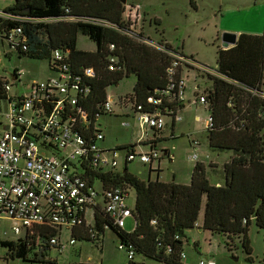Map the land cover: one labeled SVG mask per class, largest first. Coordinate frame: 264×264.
Listing matches in <instances>:
<instances>
[{
	"label": "trees",
	"instance_id": "1",
	"mask_svg": "<svg viewBox=\"0 0 264 264\" xmlns=\"http://www.w3.org/2000/svg\"><path fill=\"white\" fill-rule=\"evenodd\" d=\"M2 13L0 40L8 41L19 59L46 60L52 72L66 75L68 86L76 83L75 104L64 103L60 119L62 125L87 144L94 143L101 132L96 122L107 114V88L130 76L134 77V86L124 102H132L137 113L171 116L173 130L174 118L184 108L178 98V83L183 79L184 67L191 68L182 64L170 78L166 73L173 61L170 53L184 56L164 41L159 42L163 50H158L132 37L130 22L124 15L125 5L120 1L12 0L11 5L2 8ZM17 29L20 33H16ZM78 36L93 42L95 50L78 49ZM138 36L143 37L141 33ZM54 52H58L60 59L54 57ZM86 69H91L92 75L86 76ZM214 71L215 75L198 76L206 78L209 84L201 95L205 97L203 106L210 119L206 128L208 147L213 152L232 153L222 167L223 183L211 184L201 163L193 166L187 185L157 179L144 181L126 167L122 171L94 167L88 152L76 162L78 174L89 187H94L95 182L100 184L97 193L101 201L91 208V224L84 213L80 214L81 222L70 230L73 239L96 244L104 231L111 229L121 249L126 254L129 248L133 252L128 264H143L144 260L186 264L181 258L186 232L197 227L202 211L198 228L225 236L229 241L238 238L244 252L250 255L249 226L254 222L264 230V25L261 34L242 33L237 35L234 45L219 48ZM6 82L5 77H0V100L4 101L9 96L2 89ZM170 84L173 89H168ZM46 95L47 99L40 104L44 116L57 99L54 94ZM138 105L141 110H136ZM152 131L153 140L146 138L139 145L156 143L160 132ZM40 145L54 149L45 141ZM134 147L116 149L133 152ZM163 154L167 156L168 151ZM117 187L125 195L128 190L135 194L130 208L135 224L130 232L114 226L103 208L106 193ZM61 231L45 224L14 241L3 240V260L54 264V260L47 259L51 248H56L50 240Z\"/></svg>",
	"mask_w": 264,
	"mask_h": 264
},
{
	"label": "rangeland",
	"instance_id": "2",
	"mask_svg": "<svg viewBox=\"0 0 264 264\" xmlns=\"http://www.w3.org/2000/svg\"><path fill=\"white\" fill-rule=\"evenodd\" d=\"M127 5L138 8L139 23L134 30L159 43L164 41L172 49L184 57L193 60L199 65L215 70L217 51L222 48L221 36L231 34L259 35L264 25V0H127ZM12 0H0V8L9 6ZM8 44L0 41V74L10 73L15 68L23 71L22 79L16 85L12 78L7 76L11 84L10 94L26 95L32 84L45 82L57 73L52 72L46 60L19 59L15 52H7ZM77 48L84 51H94L95 44L84 36H78ZM194 69L184 67L182 78L184 81L183 103L184 108L178 111L172 130L171 116H162L164 127L157 137L153 148L159 154V160L152 162V170L148 164H142L138 159L127 164L129 172L140 179L159 180L189 184L190 174L195 163L206 167L207 177L211 184L216 181L223 183L222 167L232 155L229 151L213 152L208 147L206 124L209 114L202 104H195V96L203 94L209 85L206 78L202 79ZM25 86V87H24ZM134 77L123 78L116 86L107 88V99L111 103L112 113L100 116L96 127L101 131L104 139L99 145L105 148H115L122 145H135L136 155L150 151L152 145H139L138 142L146 139L153 140V131L138 121V113L134 111L132 102H124L132 94ZM4 108L0 104V115ZM173 131V132H172ZM171 133L176 137L171 138ZM196 141L199 147L193 149L190 142ZM169 151L170 158L163 154ZM196 159H191L192 155ZM116 171H122L124 160L118 159ZM216 164L211 169L208 165ZM94 188L100 192V184L94 183ZM135 194L128 190L125 199L126 205H134ZM202 217V211L200 214ZM88 224L92 223L91 212L85 217ZM12 224L0 219V242L14 241L18 237L10 230ZM133 229V219L128 218L124 231ZM264 230L259 229L254 222L248 229V241L251 250L247 255L238 238L229 241L225 236L211 234L208 231H199L198 227L186 232L184 253L190 261L197 263L199 259H210L215 264H264ZM61 242L65 245L62 252L51 248L48 260L54 264H128L126 252L120 248L119 239L111 229H106L100 237V242L92 243L85 240H75L73 246L68 245L72 238L67 230L61 231ZM4 249L0 246V264H33L20 259L3 260ZM134 261H138L135 258ZM143 264H156L151 260H144Z\"/></svg>",
	"mask_w": 264,
	"mask_h": 264
},
{
	"label": "built area",
	"instance_id": "3",
	"mask_svg": "<svg viewBox=\"0 0 264 264\" xmlns=\"http://www.w3.org/2000/svg\"><path fill=\"white\" fill-rule=\"evenodd\" d=\"M124 15L130 22L129 34L132 37L150 47L163 50L159 43L151 41L148 37H139V33L134 30L139 19L137 7L126 3ZM0 16H4L2 9ZM16 33H20V29H17ZM6 43L8 44V41ZM9 48L11 50L10 46ZM170 54L173 61L166 69L170 78L175 74V69L182 64L203 73L216 74L213 69L199 65L191 59ZM54 57L60 59L58 52H54ZM22 74V70H15L7 76L22 78ZM84 74L90 76L92 70L86 69ZM173 87L174 85L170 84L168 89ZM178 87V98L184 101L183 79L178 83ZM10 88V82L7 80L2 89L8 94ZM76 89V83L68 86L66 75L57 73V76L45 82L32 84L26 95L13 97L14 99L20 97V102L11 100L10 96L7 97L6 111L0 116V219L12 224L10 230L15 235L21 233L24 235L45 224H52L60 230L70 232L73 226L81 222V213H84V218L86 217L87 210H91L99 198L97 190L87 186L78 174L76 162L88 152L91 154L90 163L94 167L112 171H116L117 159L120 156L124 160V165L136 159L143 164H151L160 158L157 150L153 148L154 145L150 147L149 152L139 156L135 150L132 152L130 149L106 150L99 145L104 138L101 132L96 135L94 143L89 145L68 126L62 125L60 119L62 105L75 104ZM46 94H54L57 99L50 113L44 116L40 104L42 100L47 99ZM204 102L205 97L201 95L194 99L195 104L203 105ZM104 109L107 113H112L109 100L106 101ZM136 110H141V106H136ZM178 119L176 116L174 121ZM138 121L140 125L157 132H161L164 127L163 119L159 115L138 113ZM209 124L208 118L206 128ZM42 141L50 143L54 149H44L40 145ZM192 145H196V142L193 141ZM191 159H196V155L193 154ZM126 195L120 188H114L106 193L103 205L112 224L119 228H124L126 220L131 217V209L125 202ZM60 236L53 237L50 243L62 252L65 245L62 244ZM74 244L75 240L71 238L68 245ZM181 258L185 260V253L181 254ZM132 259L133 252L129 248L127 260ZM197 264L215 263L204 258L199 259Z\"/></svg>",
	"mask_w": 264,
	"mask_h": 264
},
{
	"label": "crops",
	"instance_id": "4",
	"mask_svg": "<svg viewBox=\"0 0 264 264\" xmlns=\"http://www.w3.org/2000/svg\"><path fill=\"white\" fill-rule=\"evenodd\" d=\"M2 8H4V7H2ZM2 8H0V9H2ZM140 25V23H139V20H138V22H137V25ZM1 41V40H0ZM2 42L3 41H1V44H2ZM10 48H9V46H8V48H7V52L5 53V54H8V55H10ZM26 60H28V59H26ZM15 70H20L19 68H15L14 70H12L10 73H12L13 71H15ZM7 74L8 73H5V75L4 76H2L1 74H0V77H7ZM52 77H54V76H52ZM12 78V81H14V85H16V83H17V80H21L22 78H14L13 76L11 77ZM51 78V77H50ZM23 80V79H22ZM10 87H11V84H10ZM25 87V86H24ZM10 91H11V88H10V90H9V92H8V95L10 96V97H17V96H23V95H21V94H17V93H14V94H10ZM0 104L3 106V108H4V112L6 111V106H7V101L5 100H0ZM1 116V115H0ZM175 122V121H174ZM147 138V137H146ZM171 138L172 139H174V138H176L174 135H172L171 136ZM104 139V138H103ZM103 142V141H102ZM192 142L193 141H191L190 142V144H192ZM194 142H196V141H194ZM138 144H139V142H138ZM127 146H130V145H122V146H117V147H115V148H120V147H127ZM131 146H135L134 144L133 145H131ZM196 146H198L199 147V144L196 142V145H192V147H193V149H197V148H195ZM104 149H106V150H109V149H111V148H105V147H103ZM169 158L171 157L170 156V154H168L167 155ZM158 161V160H157ZM141 163V162H140ZM143 164V163H142ZM145 165H147V164H145ZM209 167L210 166H214V167H216V164H213V163H210L209 165H208ZM152 163L151 164H148V170H152ZM211 169H213V167H210ZM221 183L219 182V181H216L215 182V185H220ZM128 196V194L126 195V197ZM101 201V199L100 198H97V203H99ZM131 208V207H130ZM91 212V217H92V210H87V212L86 213H88V212ZM201 221H202V217H200L199 218V223L197 224V227L198 226H200V223H201ZM198 230L199 231H202V229L201 228H198ZM185 263L186 264H197V263H194V262H192V261H190V259L189 258H187V256H186V254H185ZM198 262V261H197Z\"/></svg>",
	"mask_w": 264,
	"mask_h": 264
},
{
	"label": "water",
	"instance_id": "5",
	"mask_svg": "<svg viewBox=\"0 0 264 264\" xmlns=\"http://www.w3.org/2000/svg\"><path fill=\"white\" fill-rule=\"evenodd\" d=\"M120 1L123 5L126 4L127 0H118ZM236 34H231V33H225L221 36V42H222V48H227L231 45H234L235 41H236ZM126 167V165H124ZM130 218L133 219V217L131 216ZM133 222L135 224V221L133 219Z\"/></svg>",
	"mask_w": 264,
	"mask_h": 264
}]
</instances>
